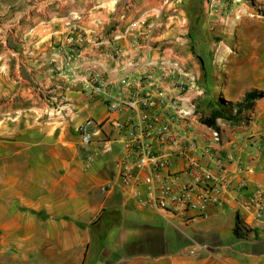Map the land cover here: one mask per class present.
I'll list each match as a JSON object with an SVG mask.
<instances>
[{"label": "crops", "instance_id": "crops-1", "mask_svg": "<svg viewBox=\"0 0 264 264\" xmlns=\"http://www.w3.org/2000/svg\"><path fill=\"white\" fill-rule=\"evenodd\" d=\"M228 1L239 21L217 22L201 10L203 0H0V264H264V229L235 204L264 184V0ZM147 25L153 59L162 49L204 89L197 132H207L199 106L209 112L220 98L235 103L248 91L263 93L233 120H216L220 141L212 149L228 159L229 172L239 164L250 171L242 174L245 190L223 192L222 205L203 214L144 206L146 184L121 183V140L103 97L89 93L93 75L111 93L140 90L129 85L136 74L122 77L134 67L113 60L112 38L119 35L114 43L138 68L131 41ZM71 32L80 37L74 46L65 42ZM51 101L63 104L61 115ZM86 119L97 125L87 149L77 134ZM208 164L204 158L196 178ZM181 171L182 162L172 161L169 174L196 184ZM236 218L246 225L241 237L233 234Z\"/></svg>", "mask_w": 264, "mask_h": 264}, {"label": "built area", "instance_id": "built-area-1", "mask_svg": "<svg viewBox=\"0 0 264 264\" xmlns=\"http://www.w3.org/2000/svg\"><path fill=\"white\" fill-rule=\"evenodd\" d=\"M240 0H233V2ZM232 3V2H231ZM228 0H203L202 11L217 22H225L232 18L239 21V11L231 14ZM260 10V8H257ZM144 22L140 21L138 26ZM136 24L125 29L124 34L130 33ZM151 25L136 31L132 38L133 49L138 50L136 62L141 66L135 68L134 60L124 58L121 49L114 43L118 36L112 38L113 60H125L126 66L133 68L122 71L126 81H134L131 74H136L139 91L124 94L121 87L115 93L108 90V83L98 75L91 77L89 93L96 97H103L104 106L110 114L107 121L121 140L120 159L118 161V175L122 184L137 187L146 184V191L142 204L166 213H183L192 210L204 213L209 206H221L220 195L225 191H235L247 188L242 174L250 171L248 165H237L233 172L227 168L228 159L212 149V144L220 141L217 130L206 128L207 132L200 133L194 129L197 102L204 95V89L198 83L195 74L186 71L175 59L165 55L162 49L157 59H153L150 50L149 37ZM71 32L65 42L71 46L80 41L79 35ZM147 34V35H144ZM105 39L103 42H110ZM72 53L74 50L71 49ZM74 61L76 56H71ZM127 85V87L129 86ZM126 87V88H127ZM53 113L61 115L63 104L51 101ZM96 123L86 119L77 128V134L82 148L94 142V128ZM108 139L101 141L108 143ZM264 142V128L262 132ZM107 149H109L107 147ZM90 152L84 154L85 166L93 160ZM204 158L209 164L204 167L203 178H196L203 166ZM182 162L181 173L192 177L196 184L178 182L174 175L169 174L168 168L172 161ZM215 175L212 177V171ZM137 172H146L143 181ZM237 175L238 181H236ZM236 212L244 210L251 214V219L257 227L264 229V184L252 186L248 196L238 194L235 198ZM242 228L246 225L241 223Z\"/></svg>", "mask_w": 264, "mask_h": 264}, {"label": "trees", "instance_id": "trees-1", "mask_svg": "<svg viewBox=\"0 0 264 264\" xmlns=\"http://www.w3.org/2000/svg\"><path fill=\"white\" fill-rule=\"evenodd\" d=\"M263 93L257 90H251L244 94L243 98L235 103L226 102L223 99H218L213 102L210 106L207 116H200L198 121L201 125H204L207 128H212L217 130L216 120H233L235 115L239 114L242 111H246L250 108L254 100L262 97ZM241 222L238 218L235 220V225L233 228V234L236 237H241L242 232H244Z\"/></svg>", "mask_w": 264, "mask_h": 264}, {"label": "rangeland", "instance_id": "rangeland-1", "mask_svg": "<svg viewBox=\"0 0 264 264\" xmlns=\"http://www.w3.org/2000/svg\"><path fill=\"white\" fill-rule=\"evenodd\" d=\"M250 6H248V9H249V11H250V13H252V14H256L257 13V15L261 12L260 10H258L257 8V6H255V4H254V2H250ZM252 6V7H251ZM260 8V7H259ZM196 14H198V16L200 15V8H199V10L196 12ZM214 100H216L215 98H213V99H211L209 102H208V104L210 105L211 103L210 102H213ZM206 101H207V99H206ZM198 108V107H197ZM209 109H210V106H209ZM199 111H201V112H199L198 113V118L202 115V116H207L208 115V107H201V106H199Z\"/></svg>", "mask_w": 264, "mask_h": 264}]
</instances>
